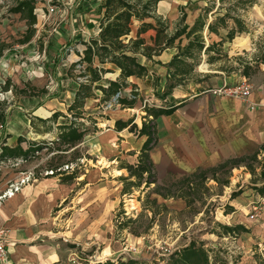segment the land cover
<instances>
[{"label": "rangeland", "instance_id": "374dc122", "mask_svg": "<svg viewBox=\"0 0 264 264\" xmlns=\"http://www.w3.org/2000/svg\"><path fill=\"white\" fill-rule=\"evenodd\" d=\"M95 1L35 0L34 33L29 41L21 43L27 22L13 11L15 0H0V108L5 106L7 113L6 125L3 128L0 125V146L3 141L12 145L19 137L24 139L21 142L24 148L32 140H46L49 146H55L50 144L54 134L38 132L48 127L55 130L60 123L73 117L67 108L82 79L80 69L75 65L77 51L83 48L80 40L87 38L93 25L87 19L93 18L89 12H94ZM179 4H184L187 24H192L198 14H204L206 23L225 15L227 28L235 26L231 16H238L245 25V30L236 33L231 40L226 38L227 28H222L220 22L217 33L208 32L205 27L202 31L204 46L222 38L224 41L208 52L202 48L193 59H188L193 67L184 79L179 80L182 85L204 80L215 84L214 87L234 84L244 67L252 71L264 62V0H186V3ZM179 15L178 9L176 16ZM177 17L174 13L168 20L173 23ZM186 42L187 39L182 37L180 44ZM177 43L178 40L169 53L177 52ZM138 59L142 58L139 56ZM151 63L165 65L160 60ZM214 70H222L225 75L235 78L218 83L220 73ZM170 82L172 84L177 80ZM170 82L165 81L163 91L158 89L140 95L132 111L118 109L119 105L115 103L109 105L108 100L104 104L102 92L94 89V97L88 98L81 109L82 117H73L80 129H85L83 140L75 149L60 152L41 145L24 164L15 165L13 159L16 158L0 159L1 179L30 169L36 176L43 177L46 176L44 170L50 165L69 164L68 170L61 171L62 175L54 173L53 177L59 180L61 176L75 172L80 181L74 183L73 190L88 191V194L80 193L78 197L65 200L64 208L71 202L75 210L62 211L64 203L58 200L48 216H55L53 220L60 219L61 224L54 223V230L68 228L71 231L68 238H71L70 242L82 264H105L106 260L115 262L128 257L145 260L148 264H166L168 254L191 239L202 242L209 256L223 264H264V198L255 188L264 184L258 174L264 167L261 154L257 160L248 159L249 164L255 167L254 174L244 166L233 167L229 172L219 171L221 178H228V184L206 180L204 186L208 189L201 185L198 195H194V201L188 207L182 198L163 199L158 196L153 191L155 183L144 189L143 184L140 189L133 188V196L121 195L123 181L113 177L118 173H128L126 169L119 170L120 162L124 161L119 157L117 160L120 162L103 171L97 167L107 164L105 155L112 151L103 152L99 145L95 153L98 156L92 155L91 144L99 141L94 118L96 123L103 118L104 123L106 115L130 114L139 126L140 109L161 105L162 101L157 100L158 94L164 95L173 86H168ZM56 111L66 117L58 115L51 119V114ZM125 137L127 149L123 158L135 164V151L142 139L136 133L126 134ZM188 173L178 169L167 181H160L159 184L169 185ZM146 195L156 197L158 203H166L171 211L153 215L152 210L143 209L142 201ZM120 210L124 213L115 221V215ZM250 213L255 214L254 218H250ZM125 216L139 220L120 229L118 222L124 221ZM219 224H242L247 231L237 235L227 234Z\"/></svg>", "mask_w": 264, "mask_h": 264}, {"label": "crops", "instance_id": "0c3cea01", "mask_svg": "<svg viewBox=\"0 0 264 264\" xmlns=\"http://www.w3.org/2000/svg\"><path fill=\"white\" fill-rule=\"evenodd\" d=\"M100 3L101 0H96L94 12H89V15H92L93 18L89 17L87 20L91 21L93 25L89 28L90 33L88 36L95 35L98 31ZM179 3H186V0L184 2L179 0H159L156 4V14L170 23L168 19L171 18V15L175 13L176 18L178 9L180 13V8H183L182 5L184 4L179 6ZM136 29L137 22H134L128 37H134ZM154 34V29H149L142 33V37H144L146 43L151 44ZM86 39L83 38L82 40ZM170 48L171 46L163 49L159 54L153 55L151 58L138 55V57L142 58L139 61L146 66L147 71L143 75H132L124 79V85L121 87L123 95L128 96L135 90L133 91L135 100L131 107L118 104V109L134 110L140 95L157 91L158 89L163 91L165 81H173V78L168 74V67L166 66L172 55L176 53H169ZM158 60L165 65L161 66L157 63H151ZM104 66L110 70L102 75L101 82L106 85L109 80L118 79L119 69L111 63H106ZM214 71L220 73L218 75L220 78L218 83L222 84V82L235 78V76H230L229 74L225 75L222 70ZM161 76L163 77L161 78ZM243 76L251 84L250 94L245 101L236 97L211 93L209 89L213 88L215 84L205 80L184 85L180 81L173 82V86L164 95L159 96L158 94L157 100L162 101L161 105L153 107L174 106V109L171 113L161 114L152 121L155 129V143L149 151V156L153 164V173L157 183L167 181L178 169L187 173L198 168L213 166L232 157L253 152L264 143V62L260 63L252 71H248L247 75L240 72L236 77V81ZM172 84L170 82L168 86ZM91 97H94V94ZM87 99L85 103H87ZM102 102H105L104 98ZM140 112L141 122L139 126L134 120V116H129L130 114L125 116H118L117 114L114 116L113 114L111 116L106 115L104 123L102 121L103 118L97 123L94 118V124H97L99 133L96 138L99 141L91 144L92 155L98 156L95 153H97L96 149L99 145L102 147L103 152L108 149L112 151L111 154H106L107 157L105 155L106 165H97L101 171L120 162L117 157L124 160L120 162L119 170L126 169L124 167L126 164H132V162L123 158V152L127 149L124 144L126 134L136 133L142 139L141 144L135 151L137 158L135 164L137 163L139 150L146 140V135H139L136 130L131 131L129 126L116 129L115 121L132 118L137 128H139L145 114L144 109H140ZM101 124L104 126H101ZM17 142L18 138L12 145L7 144L5 141L2 142V145L14 146ZM76 145L70 147V149H75ZM18 159L20 158L13 159V162H16L15 165L27 162V160L17 161ZM19 173H12L11 176L4 180L1 179L2 173H0V189H3L8 181L16 179ZM127 176L128 174L118 173L113 178L123 181L121 195L133 196L132 190H134V187H131V191L125 193L123 190L125 180H134L133 177L127 178ZM61 177L58 180L53 175L43 177L35 175L32 181L22 186L18 192L0 204V226L7 229V255L6 260L0 262V264H73L69 259L70 254L75 252L70 242L72 240L68 238V233H71V231L67 230L68 228H65V230H54V223L61 224V222H59L60 219L53 220L52 218L55 216H48V212L58 200L63 201L62 208H64L66 199L78 197L80 193L87 195L88 191L82 193L73 190L72 186L74 183L80 181L77 180L75 172ZM70 204L71 202L62 211L65 209L75 210V206L73 207ZM87 214L85 215L87 216Z\"/></svg>", "mask_w": 264, "mask_h": 264}, {"label": "trees", "instance_id": "16d2710c", "mask_svg": "<svg viewBox=\"0 0 264 264\" xmlns=\"http://www.w3.org/2000/svg\"><path fill=\"white\" fill-rule=\"evenodd\" d=\"M13 11L18 12L27 22V29L20 40L21 43H26L30 40L34 33L33 25L36 22L34 13L35 0H15ZM159 0H101L100 14L98 17V31L95 35L88 36L86 40H80L83 48L78 53V60L75 62L80 69L79 76L82 77L77 89L74 91L73 99L68 105L67 110L72 113L73 117H82L81 109L88 97L94 93V89H99L104 96V104L107 100H115L116 104L131 107L135 100V93L132 91L128 96L122 95L114 98L124 85V79L129 76H140L146 73L147 68L142 64L138 55L151 58L153 55L159 54L163 49L173 46L178 40L177 52L172 55L171 59L166 63L168 74L173 79L179 81L192 70L193 64L188 62V59H193L196 54L204 48L205 52L214 49L217 45H221L224 39H219L217 42H211L204 46L202 39V31L206 27L208 32L217 33L218 22L222 28H227L225 15L218 16L215 21L206 23L204 14H198L192 24H187L186 14L183 8H180V15L176 21L170 24L160 15L156 14V4ZM208 10V8H206ZM205 9V11H206ZM235 26L227 28L226 38L231 40L236 33L245 30V25L238 16H231ZM134 22H137V29L134 37H128L131 32V27ZM149 29H154L155 34L152 37V43H146L142 33ZM182 37L187 39L183 45L180 44ZM212 57V56H211ZM212 60V58H209ZM211 62V61H209ZM106 63H111L119 69L117 80H109L106 85L102 84V75L110 70L104 66ZM243 74L247 75L246 67L243 69ZM4 105V103H2ZM144 119L139 128L133 122V119L116 120L115 128L121 129L129 126L131 131L136 130L139 135H146L138 154L136 164H126L124 167L128 171L127 178L133 177L134 180H125L123 187L124 193L131 191V187L140 189L143 184L144 188H148L151 183H155L153 188L154 193L163 199L166 198H182L185 200V206L188 207L194 201V195H198L197 191L202 185L204 189H208L205 181L212 179L220 185H227L228 178H221L219 171L229 172L233 167L244 166L251 174L255 173V167L249 164L248 159L257 160V156L261 154V162L264 165V143L251 153H246L237 157L221 161L216 165L206 168H198L186 175L179 181L170 183L169 185H160L156 182L153 173V164L150 160L149 151L155 143V129L153 119L161 114H169L173 111L174 106L169 107H144ZM62 114L59 111L51 114V119H55ZM68 119L59 124L55 130L47 128L38 133H51L55 138L49 142L46 140H33L26 148L20 144L23 138H18V142L14 146L2 145L0 151V159L20 158L26 161L32 157L34 151L38 150L41 145L48 150L66 151L70 147L78 144L85 134V129H80L79 124L74 118ZM40 119V118H39ZM41 122L45 120L40 119ZM6 124L5 106L0 108V125L3 128ZM61 165V164H59ZM58 165V166H59ZM58 166L50 165L49 169H56ZM63 173L61 171L53 172ZM52 174V175H53ZM261 181H264V167L259 171ZM71 177V176H70ZM264 198V184L255 187ZM142 190V189H141ZM142 192V191H140ZM146 195L142 201V208L152 210L153 215L158 212L167 213L171 211L168 205L164 202L158 203L156 197L149 198ZM138 200L139 196H138ZM149 206L146 207V203ZM155 208L156 212H155ZM124 210H120L115 215L117 218L123 215ZM139 215V214H138ZM141 215V214H140ZM153 217V216H152ZM151 217V218H152ZM138 218L132 219L125 216L124 221L118 222V227L124 228L125 225L132 221H138ZM223 231L227 234L237 235L247 231L242 224L227 225L219 224ZM135 231V230H134ZM136 234L135 232H132ZM105 264H148L145 260H139L134 257L126 259H117L115 262L106 260ZM166 264H223L217 259H212L209 256L208 249L204 247L202 242L191 239L188 243L177 247L168 254Z\"/></svg>", "mask_w": 264, "mask_h": 264}, {"label": "built area", "instance_id": "2783aa9c", "mask_svg": "<svg viewBox=\"0 0 264 264\" xmlns=\"http://www.w3.org/2000/svg\"><path fill=\"white\" fill-rule=\"evenodd\" d=\"M209 91L213 94L224 95L230 97H236L241 100H247L251 91V84L247 80V78L243 77L236 81L234 84H224L219 87L210 88ZM122 91L120 90L114 98L122 96ZM109 105L115 103V100L109 101ZM116 104V103H115ZM17 161H21L18 159ZM69 169V164H63L58 166L56 169H45V175H52L53 172L57 171H65ZM35 177V172L33 170H27L20 172L16 179L10 180L6 183L3 189H0V204L7 198L13 196L16 192H18L22 186L29 183ZM255 210L256 207L254 206ZM253 213H250V218H254ZM7 229L3 226H0V262H4L6 260L7 255ZM70 261L73 264H82L81 259L77 255L76 252H72L70 254Z\"/></svg>", "mask_w": 264, "mask_h": 264}]
</instances>
